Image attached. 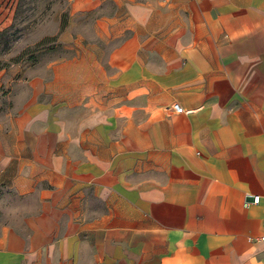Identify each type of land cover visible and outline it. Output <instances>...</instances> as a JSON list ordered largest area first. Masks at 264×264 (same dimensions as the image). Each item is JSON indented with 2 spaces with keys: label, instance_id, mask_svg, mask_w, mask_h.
Returning <instances> with one entry per match:
<instances>
[{
  "label": "crops",
  "instance_id": "1",
  "mask_svg": "<svg viewBox=\"0 0 264 264\" xmlns=\"http://www.w3.org/2000/svg\"><path fill=\"white\" fill-rule=\"evenodd\" d=\"M70 6L0 72V188L36 201L0 264H264V0Z\"/></svg>",
  "mask_w": 264,
  "mask_h": 264
},
{
  "label": "rangeland",
  "instance_id": "2",
  "mask_svg": "<svg viewBox=\"0 0 264 264\" xmlns=\"http://www.w3.org/2000/svg\"><path fill=\"white\" fill-rule=\"evenodd\" d=\"M75 0H0V72L60 58L59 40ZM36 209L35 198H18L0 188V222L25 234L23 220Z\"/></svg>",
  "mask_w": 264,
  "mask_h": 264
},
{
  "label": "built area",
  "instance_id": "3",
  "mask_svg": "<svg viewBox=\"0 0 264 264\" xmlns=\"http://www.w3.org/2000/svg\"><path fill=\"white\" fill-rule=\"evenodd\" d=\"M170 109L174 114H177V115L189 114L191 112V111H186L185 109H183V107H181L178 103L172 104ZM247 198H249L250 201L244 202L243 206L245 208H248L251 205L253 206L259 205L260 200H261V197L259 195H256V196L249 195ZM262 224H263V232L261 236L256 239V241L261 243L264 246V215H263Z\"/></svg>",
  "mask_w": 264,
  "mask_h": 264
}]
</instances>
